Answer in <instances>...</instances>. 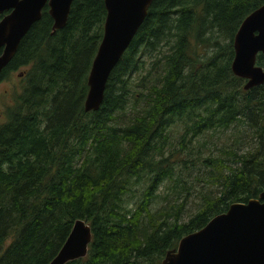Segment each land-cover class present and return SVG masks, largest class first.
Listing matches in <instances>:
<instances>
[{"label": "trees", "instance_id": "16d2710c", "mask_svg": "<svg viewBox=\"0 0 264 264\" xmlns=\"http://www.w3.org/2000/svg\"><path fill=\"white\" fill-rule=\"evenodd\" d=\"M263 5L152 0L95 113L84 102L104 0H74L55 33L45 7L0 75L23 70L0 124V264H49L77 221L91 243L66 264H161L182 237L257 199L264 84L245 92L231 64L239 26Z\"/></svg>", "mask_w": 264, "mask_h": 264}, {"label": "water", "instance_id": "95a60500", "mask_svg": "<svg viewBox=\"0 0 264 264\" xmlns=\"http://www.w3.org/2000/svg\"><path fill=\"white\" fill-rule=\"evenodd\" d=\"M74 0H0V75L13 59L21 40L39 22L44 7L53 22L52 33L64 28ZM152 0H104L103 36L87 78L85 113L103 102L107 80L146 18ZM232 75L245 82L243 90L264 84V5L247 16L233 39ZM91 230L74 223L66 241L49 264H66L87 255ZM161 264H264V192L245 204H233L201 230L182 237Z\"/></svg>", "mask_w": 264, "mask_h": 264}, {"label": "rangeland", "instance_id": "374dc122", "mask_svg": "<svg viewBox=\"0 0 264 264\" xmlns=\"http://www.w3.org/2000/svg\"><path fill=\"white\" fill-rule=\"evenodd\" d=\"M210 52V50H208ZM23 70L11 74L7 79L0 82V124L4 121V112L7 107L11 105V95L14 91H17L20 84V76ZM135 83V82H134ZM221 138L220 144H230L232 141L229 137ZM198 186V185H197ZM201 187V185H199ZM200 200L197 198H192L186 207V212L184 214V220L187 219L188 215L193 214L198 208Z\"/></svg>", "mask_w": 264, "mask_h": 264}, {"label": "flooded vegetation", "instance_id": "af4514ba", "mask_svg": "<svg viewBox=\"0 0 264 264\" xmlns=\"http://www.w3.org/2000/svg\"><path fill=\"white\" fill-rule=\"evenodd\" d=\"M45 8V7H44ZM44 10V9H43ZM42 10V11H43ZM10 12H3L1 15H0V18L2 19V18H4L5 16H7L8 14H9ZM42 13V12H41ZM42 15V14H41ZM49 16V15H48ZM0 19V20H1Z\"/></svg>", "mask_w": 264, "mask_h": 264}]
</instances>
